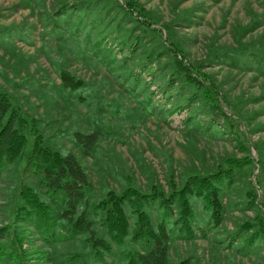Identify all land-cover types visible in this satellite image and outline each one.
<instances>
[{"label": "rangeland", "instance_id": "1", "mask_svg": "<svg viewBox=\"0 0 264 264\" xmlns=\"http://www.w3.org/2000/svg\"><path fill=\"white\" fill-rule=\"evenodd\" d=\"M134 1L155 21L150 27L158 28L161 38L135 22L142 20L135 11L130 15L134 19L124 13L129 11L116 3L124 5V0H0V86L27 120H39L49 143L65 152L80 156L73 131L107 130L110 135L80 158L91 180L85 188L90 201L96 202L106 188L119 192L129 183L143 191L157 184L167 192L170 179L179 187L190 173L213 170L228 156L247 154L214 127L191 133L201 116L185 124L188 111H174L183 102L165 86L166 45L179 42L187 60L218 83L224 109L234 117L253 167H246L224 193L218 225L197 201L192 203L196 221H170L171 261L190 257V264H264V240L245 244L256 235L255 226L242 231L244 224L258 220L259 211L264 215V184L258 182L264 180V69L252 59L254 54L264 62V0ZM163 24L173 30L170 40ZM64 73L85 87L66 89ZM21 166L10 163L0 172V243L12 249V231L22 230L29 263L40 264L39 253L46 252L44 264H81L82 259L70 260L85 247L81 236L47 242L34 223L10 227ZM250 184L257 194L255 207L246 196ZM149 211L155 223L160 220L157 203ZM235 232L240 237L233 239ZM121 249L127 246L114 244L113 264H125ZM0 264L14 262L5 256Z\"/></svg>", "mask_w": 264, "mask_h": 264}, {"label": "trees", "instance_id": "2", "mask_svg": "<svg viewBox=\"0 0 264 264\" xmlns=\"http://www.w3.org/2000/svg\"><path fill=\"white\" fill-rule=\"evenodd\" d=\"M116 3L131 12H124L130 19H134L131 16L132 11H135L142 17V20L135 19V22L146 27L148 32L162 37L158 28L150 27L155 21L141 6L136 7V1L124 0L125 7ZM25 5H30V1ZM161 27L167 32L169 40L173 38V30L168 24ZM135 42L139 43L137 40ZM167 44L169 72L164 77L165 86L170 92L173 89L175 98L183 102L177 103L174 111H188L185 124L195 121V115L201 116L199 122L195 121L191 133L196 132L194 128L204 133L214 127V132L233 137L247 154L240 159L228 156L213 170L190 173L179 187L174 179H170L167 192L157 184H151L148 191H143L141 187L129 183L119 192L104 189L103 195L92 202L85 191L91 185V180L80 158L89 156L99 140L110 135L107 130L97 126L88 133L73 131L71 136L80 156L71 150L65 152L49 143L50 138L40 131L39 120L34 117L27 120L21 108L0 86V172L10 163H22L10 227L34 223L42 230L47 242L58 236L62 239L81 236L85 247L81 254L70 258L82 259L81 264H113L111 255L114 244L118 247L127 246L126 250L121 249L126 251L125 264L191 263L190 257L174 263L171 261L168 224L173 221L190 225L196 221L195 205L192 203L197 201L201 203V209L210 214L213 225H218L224 210V193L235 185L246 167H253V160L247 146L239 141L234 117L224 109L226 102L218 83L210 74L202 71L201 66L187 60L179 42L168 41ZM241 53L245 54L243 51ZM256 58L252 54V59L258 60L264 69L262 58ZM62 78L64 86L67 85L66 89L70 91L81 89L86 84L68 73H64ZM260 165L257 163L259 169ZM258 182L264 184L263 179ZM263 184L259 185L263 188ZM254 189L251 185L246 193L252 207L257 205ZM153 203L161 208L160 220L156 223L149 211ZM175 208L178 216L173 218ZM259 213L257 221L243 225V232L255 226L253 232L256 235L245 240V244L250 247L255 244L253 241L264 240V215L261 211ZM24 233L22 230L12 231L10 250L0 243V258L7 256L14 264H32L28 261L31 258L28 249L22 248ZM239 237L240 233L235 232L233 239ZM39 254L40 264H44L46 252Z\"/></svg>", "mask_w": 264, "mask_h": 264}]
</instances>
